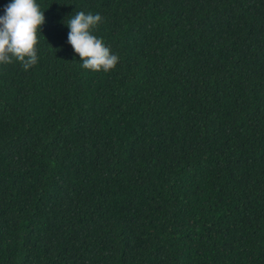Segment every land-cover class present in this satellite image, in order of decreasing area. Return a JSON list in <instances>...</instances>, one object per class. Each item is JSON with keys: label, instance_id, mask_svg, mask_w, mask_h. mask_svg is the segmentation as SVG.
<instances>
[{"label": "trees", "instance_id": "trees-1", "mask_svg": "<svg viewBox=\"0 0 264 264\" xmlns=\"http://www.w3.org/2000/svg\"><path fill=\"white\" fill-rule=\"evenodd\" d=\"M36 2L38 62L0 64V264H264V0Z\"/></svg>", "mask_w": 264, "mask_h": 264}, {"label": "clouds", "instance_id": "clouds-1", "mask_svg": "<svg viewBox=\"0 0 264 264\" xmlns=\"http://www.w3.org/2000/svg\"><path fill=\"white\" fill-rule=\"evenodd\" d=\"M45 11L36 0H9L0 12V64L13 61L28 70L38 62L37 32L45 23ZM62 23L67 27V44L79 57L80 66L93 72H109L118 63V56L92 34L102 20L99 14L76 12Z\"/></svg>", "mask_w": 264, "mask_h": 264}]
</instances>
